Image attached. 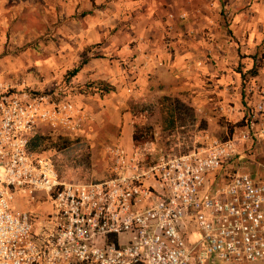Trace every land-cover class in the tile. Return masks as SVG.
Returning a JSON list of instances; mask_svg holds the SVG:
<instances>
[{"label":"built area","instance_id":"2783aa9c","mask_svg":"<svg viewBox=\"0 0 264 264\" xmlns=\"http://www.w3.org/2000/svg\"><path fill=\"white\" fill-rule=\"evenodd\" d=\"M261 95L238 136L220 140L199 133L191 152L162 155L151 164L115 144L106 150L109 176L68 183L51 157L30 153L28 146L41 124L76 134L86 120L83 111L73 100L0 84V264L264 260V180L223 174L240 157L242 144L264 140ZM211 176L218 181L205 191ZM39 194L48 213L16 208L19 196L37 204ZM191 222L197 236L188 242Z\"/></svg>","mask_w":264,"mask_h":264},{"label":"crops","instance_id":"0c3cea01","mask_svg":"<svg viewBox=\"0 0 264 264\" xmlns=\"http://www.w3.org/2000/svg\"><path fill=\"white\" fill-rule=\"evenodd\" d=\"M224 1L0 0V84L43 92L54 84L51 71L80 68L73 101L88 119L86 136L93 140L103 132L93 125L102 116L110 117L104 124L119 130L116 136L102 133L104 139L93 143L103 150L120 143L132 153V104L158 95L179 97L193 107L207 123L200 133L220 140L238 136L264 92V0H227L225 13ZM183 14L187 18L181 19ZM254 57L259 72L251 77ZM26 70L41 73L25 76ZM91 82L104 83L110 93L76 92ZM43 128L36 133L53 138L60 133ZM101 161L93 159L98 180L110 174V165ZM225 172L263 181L264 140L242 144L240 157ZM217 181L211 176L205 191H213ZM38 199L30 204L19 196L15 206L48 213L46 198Z\"/></svg>","mask_w":264,"mask_h":264},{"label":"rangeland","instance_id":"374dc122","mask_svg":"<svg viewBox=\"0 0 264 264\" xmlns=\"http://www.w3.org/2000/svg\"><path fill=\"white\" fill-rule=\"evenodd\" d=\"M223 12H228L230 9V6L228 4V1H224L223 3ZM54 75L53 79H55L53 86L50 89L44 90V93L56 95L60 100H74V66L70 69H60L57 71H51ZM25 76L34 74L39 75L41 72L37 70H26L24 71ZM22 77V75H21ZM37 78V77H36ZM84 85V84H83ZM38 91V90H36ZM77 91V90H76ZM39 92H42L41 90ZM99 97V95H96ZM164 96H154L153 98H150L147 102H155L159 101ZM134 107V104H132ZM132 108V114L134 117V128H135V136H134V149L131 152H136L144 158L146 162H149L150 164L164 155V151H173L174 156L183 155L185 152H188L194 148V140L196 136V132H190L186 133L183 129H178L176 131H173L169 127V122L167 121V116L165 112L162 110L158 111L155 114H140L138 112H134V109ZM83 111L82 108H79ZM84 113V111H83ZM85 115V114H84ZM109 116H102L98 118V121L95 119V122H93V125H95V128H98L101 130L103 128V132L101 134L99 133L98 137H94L93 140L89 139L86 136V130H87V122L88 119H86L83 123L82 128L76 133V134H70L65 131L59 130L60 133H58V137L67 138L72 142L80 141V146H74L71 150L67 151L66 153H63L61 155H54V153H48L52 157V159L57 162L56 165H59L63 163V168L65 169V165L70 162L75 161H81L84 159L86 155H89L92 162V171H93V178L91 182H98L102 180H98L97 176H95V172H97L98 167L94 169L93 167V159H95V163H97L98 160H102L101 163L109 164L108 157L106 154V150L100 149L97 146H93L94 142H101L104 138H102V133H111L112 135H117L119 133V130L113 129L112 124L106 125V121H109ZM44 127V128H43ZM41 128L50 131H54L50 126L47 125H39L37 128V132L41 130ZM90 130V129H89ZM85 131V132H84ZM94 131V130H93ZM100 132V131H99ZM94 133H97L96 131ZM194 136V137H193ZM56 138V139H57ZM228 138V137H227ZM91 140V141H90ZM259 143H262L261 141ZM120 144V143H117ZM56 158V159H55ZM56 163V162H55ZM65 173L68 174V171L65 170ZM235 173V172H233ZM66 175V176H67ZM66 178L69 179V176ZM90 182V183H91ZM223 189L225 188L224 184L222 183ZM197 236V230L194 226V224L191 222L188 224L187 228V234L186 237L188 239V242H192L195 237ZM126 239H122L123 242H125ZM208 264H233V263H227L223 261H216L214 263H208ZM236 264V263H234ZM240 264H264V260L257 261L254 263H240Z\"/></svg>","mask_w":264,"mask_h":264},{"label":"trees","instance_id":"16d2710c","mask_svg":"<svg viewBox=\"0 0 264 264\" xmlns=\"http://www.w3.org/2000/svg\"><path fill=\"white\" fill-rule=\"evenodd\" d=\"M254 63L255 66L248 73L251 77L258 76V72H259L258 70L259 63H257L255 57H254ZM79 69L80 68L74 70L73 73L74 76L79 72ZM246 76H247L246 74H243L242 78L246 79ZM76 90L77 93H81V94L91 93L94 95L99 94L101 96L109 94L111 91V89H109V87L104 83H97V82L87 83L83 86L77 87ZM133 109L134 112L136 111L140 114H149V115L155 114L163 109V111L167 116V121L169 122L168 128L172 129L173 131H176L178 129H183L185 130L186 133L195 131L198 134L207 127V123L205 121L200 122L197 119L195 109L190 105H188L187 103H185L179 97L164 96L161 100L155 102L135 103ZM242 127H244V124ZM56 138L50 137L48 134L41 135L36 133L30 140L28 151L30 153L44 154L46 156L51 157L50 155H48L49 152L54 153V155H61L74 148V146L81 145L80 141L72 142L69 139L63 137H58L57 139ZM191 151L192 150L185 152L184 154H187ZM171 152L173 153V151L165 150L164 155L166 157H170L173 155ZM55 162L54 164L57 168L60 179L63 182L90 183L93 178L92 162L89 155H86L84 159L81 161H75L72 163L68 162L65 165V169L63 168L64 166L63 163L56 165L57 162L59 161H55ZM65 170L68 171L69 175L65 173ZM66 175L69 176V179L66 178L67 177Z\"/></svg>","mask_w":264,"mask_h":264}]
</instances>
